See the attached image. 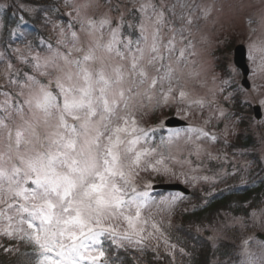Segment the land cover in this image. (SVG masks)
Here are the masks:
<instances>
[{
  "label": "rangeland",
  "instance_id": "374dc122",
  "mask_svg": "<svg viewBox=\"0 0 264 264\" xmlns=\"http://www.w3.org/2000/svg\"><path fill=\"white\" fill-rule=\"evenodd\" d=\"M52 2L50 16L54 18L47 17V35L29 36L20 30L18 25L24 20L22 12L33 17L35 7L19 0H0V76L5 79V87H0V121L5 125L0 129V154L4 156V167L10 172L13 166L21 167L17 159L18 154L27 159L34 156L35 152L42 151L39 142L45 141L46 133L53 130L52 125L55 123L52 120L49 125H44L43 114L27 105V101L38 94L37 85L31 84L28 77L37 81L38 85L48 87L49 91L58 97L54 81L61 75L60 69L68 70L61 57L78 60L89 48L95 47L94 42L103 47L111 40L114 29L119 30L121 40L132 41L130 51L135 53L137 45L144 46L139 31L142 21L143 26L147 28L150 45L156 15L163 13V27L156 29L160 34L158 43L167 44L169 39L175 37L176 56H179L183 49V59L177 64L175 57L169 56L167 64L174 69L173 75L165 80L163 85H157L154 89H149L147 83L141 86L133 92L135 99L129 101L128 108L119 113L120 117L129 121L125 126L129 132L133 127L137 130L126 138H142V143L136 145V150L153 153L141 161V169L148 170H124L125 176L130 180L129 197L124 198H130L131 188L134 187L138 192H147L148 199L153 203L141 211V219L136 225L140 236H133V242L114 239L108 234L103 237L108 238L110 244L118 248L131 246L141 251L138 252L139 255L144 254L142 251L145 250L164 247L169 241L168 232L171 227L181 224L180 217L195 209V204H184L186 197L178 193L150 196L151 185L156 180L182 183L191 191L190 195L199 194L198 199L205 204L210 196L219 191L217 187L222 170L216 169L218 164L243 163L236 161L232 156L227 157L220 145L231 142L234 134L240 130L231 119V108L235 101L233 95H238L240 103L245 104V110L246 105L250 109L252 105L258 104L264 120V70L261 68L264 65V0ZM148 4L152 5L149 11H137L142 5ZM104 21H107V25L101 27ZM89 24H92L95 30L90 29ZM89 32L92 35H89ZM72 33L76 34L75 40L72 39ZM236 44L244 45L246 50L250 82L248 90L240 85V71L232 62L233 47ZM117 48L122 51L120 46ZM69 50H72L71 56ZM161 51L163 52V49ZM96 55L104 59L106 65L128 68L127 54L125 61H119L103 51H98ZM89 67L94 69L98 65ZM146 71L150 83L156 74L154 69ZM41 72L45 75H40ZM50 80L53 81L52 84H49ZM57 102L59 103V97ZM171 115L186 121L187 126L178 129L165 128L164 120ZM250 115L253 123L258 122L252 114ZM27 124L35 127V136L29 137L26 134L25 139L29 140L27 147L21 145L17 150L14 134ZM113 126L124 125L117 120ZM190 129L194 131H189ZM162 130H165L164 133H161ZM9 132L13 133L11 139ZM175 133L180 135L175 136ZM122 138H125L123 134ZM254 153H258L261 161H264V141L260 142ZM158 161L161 163H157ZM153 167L158 171H152ZM34 178L30 177L29 180ZM246 178L247 176L242 179ZM24 187L31 191L35 185L29 182ZM5 200V203H0V245L8 249L9 244L3 239L31 243L26 238H21L25 232L31 233L27 222L21 223L22 220H27L26 215H18L15 208L7 207L8 203L16 205L23 204V201L8 196H5ZM241 203L246 207L234 209L231 204L227 206V203L211 207L206 218L208 222L202 220L194 230L212 245L215 259L219 253L218 247L229 242L230 251L232 249L229 253H234L235 256L228 255L225 259H237V262L232 260L234 264H264V240L257 237V233L264 234V192L251 194V197H245L242 201L240 198H233L232 204ZM125 214L134 216L135 210ZM153 224L159 231L152 227ZM103 227H112L117 235L129 231L123 221H113L110 224L106 222ZM9 232L12 233L11 237L7 235ZM137 238L141 241L139 244L134 242ZM149 239L154 240L152 246L147 242ZM58 247V244L55 245L47 254L52 264H59V257L52 255ZM102 247L103 245L99 248L95 246L91 255L85 250L81 264L102 262L105 256L100 250ZM15 249L18 250L17 244ZM156 255L158 257V254ZM97 256L100 258L96 259Z\"/></svg>",
  "mask_w": 264,
  "mask_h": 264
},
{
  "label": "snow or ice",
  "instance_id": "6c2138e0",
  "mask_svg": "<svg viewBox=\"0 0 264 264\" xmlns=\"http://www.w3.org/2000/svg\"><path fill=\"white\" fill-rule=\"evenodd\" d=\"M151 8V4L142 5L137 11L147 12ZM163 19V13L156 15L150 45L147 28L142 21L139 31L144 46L137 45L135 53L130 51L132 41L121 40L119 30L114 29L111 40L103 47L94 42L95 47L89 48L78 60L61 57L68 70L60 69L61 75L54 81L59 103L57 95H53L48 87L27 78L38 87V94L29 99L27 105L43 114L44 125H49L52 120L55 123L53 130L46 133L45 141L39 142L42 151L27 159L17 155L21 167L13 166L9 172L4 167V156L0 154V203L6 202L5 196L23 201V204L16 205L8 203L7 207L15 208L18 215H26L27 220L21 223L27 222L31 233L25 232L21 238H26L39 250L37 264H52L47 254L57 244L59 247L52 255L59 257V264H81L85 250L91 255V250L105 234L129 242H133V236H140L136 225L141 219V211L153 202L148 199L147 192H138L134 187L130 198H124L129 197L130 182L124 170H148L141 169V161L153 153L136 150L142 138H126L137 130L133 127L129 132L125 127L129 121L119 113L128 108L129 101L135 99L133 92L141 86L147 83L149 89H154L173 75L174 69L167 64L169 56L175 57L177 64L183 59V49L176 56L175 37L167 44L158 43L160 34L156 29L163 27ZM106 25L107 21H104L101 27ZM88 27L95 30L92 24ZM72 39H76L75 33H72ZM98 51L119 61H125L127 54L128 68L106 65L104 59L97 57ZM71 55L72 50H69ZM93 64L98 67L90 68ZM261 68L264 70V65ZM146 69H154L156 74L150 83ZM52 83L50 80L49 84ZM117 120L124 126L114 127ZM4 127L0 121V129ZM26 134L35 136V127L27 124L15 132L17 150L21 145L27 147L29 140L25 139ZM174 135L179 136L180 133ZM9 137L13 138L12 132H9ZM151 170L158 171L155 167ZM30 177L35 178L29 180ZM29 182L35 185L31 191L24 187ZM132 210H135L134 216L125 214ZM113 221H123L129 231L117 235L112 227H103L106 222L110 224ZM152 227L156 228V225ZM156 230L159 231L158 228ZM7 235L11 237L12 233ZM134 242L139 244L141 241L137 238Z\"/></svg>",
  "mask_w": 264,
  "mask_h": 264
},
{
  "label": "trees",
  "instance_id": "16d2710c",
  "mask_svg": "<svg viewBox=\"0 0 264 264\" xmlns=\"http://www.w3.org/2000/svg\"><path fill=\"white\" fill-rule=\"evenodd\" d=\"M19 1L35 7L34 18L22 12L27 23L18 25L19 29L29 36H46L49 27L47 17L54 18L50 16L53 9L52 0ZM0 65H2L1 62ZM4 81L5 79L0 76V87L1 85L5 87ZM233 97L235 101L231 108V119L240 127V130L234 134L231 142L220 143V145L227 157L232 156L237 159L236 161H243V163L233 161L236 164H218L216 169L222 170L218 180L217 189L219 191L210 196L205 204H202L198 199L199 194H192L185 198L184 204L193 202L195 209L180 217L181 224L171 227L168 232L170 238L166 246L158 247L157 250L156 248L145 250L142 251L144 254L139 255L138 252L141 251H137L131 246H124V250L114 251V246L105 242V252L109 256L101 264H234L233 261L237 262V259H232L233 261L225 259L228 258V255L235 256L234 253H229L232 251V249L230 251L229 242L218 247L219 253L215 259V250L212 245H209V241L202 234L194 230V227L201 224L202 220L208 222L206 218L209 216L211 207L218 204L223 206L227 203V206L231 204L234 209L243 208L246 207L242 206L244 203L232 204L233 198L237 197L242 201L245 197H251V194L257 195L259 191L264 192V161H261L258 153H254L260 142L264 141V120L262 118L254 124L249 107L246 105L247 109L245 110V104L240 103L238 95H233ZM245 176L247 178L242 179ZM161 193L165 192L156 191L154 195ZM3 240L9 244V247L6 249L5 246L0 245V264H37L38 251L33 244L26 241H18V243L16 240ZM147 242L152 246L154 240L149 239ZM15 244L18 246V250L15 249ZM19 249L21 251L24 249L25 252H21ZM155 253L158 254V257ZM141 257H145V259Z\"/></svg>",
  "mask_w": 264,
  "mask_h": 264
},
{
  "label": "water",
  "instance_id": "95a60500",
  "mask_svg": "<svg viewBox=\"0 0 264 264\" xmlns=\"http://www.w3.org/2000/svg\"><path fill=\"white\" fill-rule=\"evenodd\" d=\"M233 62L235 64V66L237 68L240 69L241 74H242V80H241V84L245 87L248 88L249 87V82L247 80V75H248V67L245 61V49L243 47V45H236L234 47V51H233ZM253 111H254V116L256 118H260L261 113H260V108L259 106H253ZM185 123L175 117H170L165 121V125L169 126V127H173V126H181L184 125ZM153 188L156 189H165V190H179L183 193H188V190L186 188H184L182 185L178 184V183H169V184H158L155 185ZM257 237L260 239H264V234L261 233H257Z\"/></svg>",
  "mask_w": 264,
  "mask_h": 264
}]
</instances>
